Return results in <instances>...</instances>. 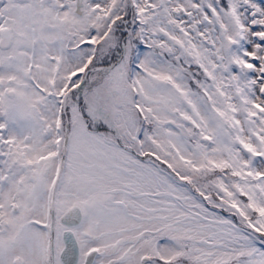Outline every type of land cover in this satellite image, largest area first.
<instances>
[{
	"label": "snow or ice",
	"instance_id": "snow-or-ice-1",
	"mask_svg": "<svg viewBox=\"0 0 264 264\" xmlns=\"http://www.w3.org/2000/svg\"><path fill=\"white\" fill-rule=\"evenodd\" d=\"M0 264H264V0H0Z\"/></svg>",
	"mask_w": 264,
	"mask_h": 264
}]
</instances>
